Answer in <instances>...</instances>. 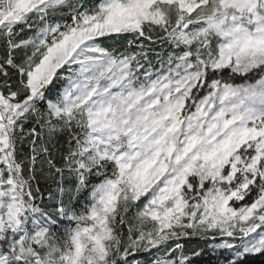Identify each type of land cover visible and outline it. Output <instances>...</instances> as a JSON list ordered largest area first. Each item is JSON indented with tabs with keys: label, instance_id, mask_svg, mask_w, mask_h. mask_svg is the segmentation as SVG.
<instances>
[{
	"label": "snow or ice",
	"instance_id": "6c2138e0",
	"mask_svg": "<svg viewBox=\"0 0 264 264\" xmlns=\"http://www.w3.org/2000/svg\"><path fill=\"white\" fill-rule=\"evenodd\" d=\"M0 264H264V0H0Z\"/></svg>",
	"mask_w": 264,
	"mask_h": 264
}]
</instances>
